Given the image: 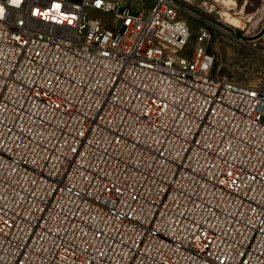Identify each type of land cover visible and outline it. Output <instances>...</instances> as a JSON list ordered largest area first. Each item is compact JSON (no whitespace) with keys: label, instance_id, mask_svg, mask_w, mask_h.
<instances>
[{"label":"built area","instance_id":"obj_1","mask_svg":"<svg viewBox=\"0 0 264 264\" xmlns=\"http://www.w3.org/2000/svg\"><path fill=\"white\" fill-rule=\"evenodd\" d=\"M0 10V264H264V90L180 0Z\"/></svg>","mask_w":264,"mask_h":264},{"label":"rangeland","instance_id":"obj_2","mask_svg":"<svg viewBox=\"0 0 264 264\" xmlns=\"http://www.w3.org/2000/svg\"><path fill=\"white\" fill-rule=\"evenodd\" d=\"M180 1L192 32L189 48L195 45L200 27L207 26L216 72L264 90V0H222L225 6L214 0Z\"/></svg>","mask_w":264,"mask_h":264},{"label":"bare ground","instance_id":"obj_3","mask_svg":"<svg viewBox=\"0 0 264 264\" xmlns=\"http://www.w3.org/2000/svg\"><path fill=\"white\" fill-rule=\"evenodd\" d=\"M214 1H216V3L218 2V3H220V4H222L223 6H225V3L222 1V0H214ZM226 1V0H225ZM226 2H228V1H226ZM226 19H227V17H226ZM239 21V20H238ZM241 26L243 27V25L241 24Z\"/></svg>","mask_w":264,"mask_h":264},{"label":"clouds","instance_id":"obj_4","mask_svg":"<svg viewBox=\"0 0 264 264\" xmlns=\"http://www.w3.org/2000/svg\"><path fill=\"white\" fill-rule=\"evenodd\" d=\"M12 2L14 3V4H19V2H20V0H12ZM0 12H2V10H0Z\"/></svg>","mask_w":264,"mask_h":264},{"label":"snow or ice","instance_id":"obj_5","mask_svg":"<svg viewBox=\"0 0 264 264\" xmlns=\"http://www.w3.org/2000/svg\"><path fill=\"white\" fill-rule=\"evenodd\" d=\"M98 4H99V0H97ZM58 7V6H57Z\"/></svg>","mask_w":264,"mask_h":264}]
</instances>
